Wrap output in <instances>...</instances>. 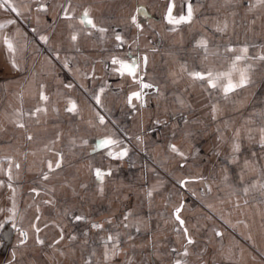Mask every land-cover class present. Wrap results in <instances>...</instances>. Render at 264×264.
Wrapping results in <instances>:
<instances>
[{"label": "crops", "instance_id": "obj_1", "mask_svg": "<svg viewBox=\"0 0 264 264\" xmlns=\"http://www.w3.org/2000/svg\"><path fill=\"white\" fill-rule=\"evenodd\" d=\"M189 2L191 22L170 24V5L178 17ZM10 4L20 15L0 4V264H264V2ZM236 56L249 83L227 96L191 75L228 71ZM114 59L137 65L136 79ZM142 83L153 86L145 104ZM109 138L119 145H101Z\"/></svg>", "mask_w": 264, "mask_h": 264}, {"label": "snow or ice", "instance_id": "obj_2", "mask_svg": "<svg viewBox=\"0 0 264 264\" xmlns=\"http://www.w3.org/2000/svg\"><path fill=\"white\" fill-rule=\"evenodd\" d=\"M260 2H264V0H260ZM0 4L3 5H9L10 10L12 12H15L17 15H20V13L18 12V10L16 9V7L11 6L10 4V0H0ZM174 7V5H170L169 9H168V22L170 24H176L179 25L181 23H190L192 18H193V9H192V5L189 2L187 4V14L186 15H179L178 17H174L172 15V8ZM89 14L88 12L84 13V16L81 20V23H86L91 25L92 27H95V25L93 24V22L91 21V19L88 18ZM15 21H10L9 23H14ZM133 22L135 23V20L133 19ZM4 27V25L0 24V29H2ZM101 31H103V29H101ZM42 39H47L46 37H42ZM73 39L75 40L76 37L73 36ZM121 38L119 36H117V40H120ZM5 43L7 44V47L10 50H13V44L12 41L5 36L4 37ZM202 45H205L206 42L202 41L201 42ZM242 52L246 53L247 49H242ZM241 59H243L242 56H236L235 61L232 64V67L230 70L225 71V72H213L211 70L205 72H193L191 73V75L195 78H198L200 80H204L206 81L210 87L212 88H220L222 89V91L224 92L225 96H227L229 93L234 92L236 89L238 88H242L244 86H246L249 83V78H248V70L247 69H238L236 66V62L240 61ZM261 59H264V57H261ZM113 63H118L120 64V71L121 74H123L124 72H127V74H129L130 76L133 77V79H136V68L137 65L135 64H128L124 61H118V60H113ZM234 72H238L239 73V78L238 80H234L233 79V73ZM142 88H151L152 85L151 84H147V83H143ZM101 92H103V89H101ZM135 97L137 99H141V94L140 92H133L131 94V96L129 97V104H131L132 98ZM44 99H47V97H44ZM96 102L99 104L100 103V98L99 96L95 97ZM75 108V104L73 103L72 108H69L68 111H73ZM101 123L104 122L103 117L100 118ZM21 127H23V125H21ZM262 132H264V129H262ZM29 139H31V137H29ZM119 141L116 140H112V139H105L101 141V145L109 147L111 149V146H118L119 145ZM171 150L174 152H178V149L173 145L171 146ZM236 150H239V145H236ZM180 155H183V153H179ZM109 156H112L114 158H122L123 156L127 155V149H123L119 152H114L112 150H109L108 152ZM59 163L57 164V167H59ZM49 167H51V164H49ZM95 174L97 176L98 179H103V176L105 175V173L101 170V169H96L95 170ZM110 174V173H108ZM180 209H177V220H180V217L178 215ZM180 223L183 224V221L180 220ZM94 227H102L101 225H94ZM185 231H187L185 229ZM22 235L26 236V233H21ZM109 239H112L111 237H109ZM40 243H43V241H40ZM189 243H192L191 239H189Z\"/></svg>", "mask_w": 264, "mask_h": 264}, {"label": "water", "instance_id": "obj_3", "mask_svg": "<svg viewBox=\"0 0 264 264\" xmlns=\"http://www.w3.org/2000/svg\"><path fill=\"white\" fill-rule=\"evenodd\" d=\"M143 84V83H142ZM153 87V86H152ZM152 87L151 88H142V91H143V93H145L146 91H148V90H151L152 89ZM145 97H146V93L142 96V99H143V103L145 104ZM180 211H181V208H180ZM178 215H179V213H178ZM177 217V212L175 213V218ZM176 220H177V218H176ZM180 220H182L181 218H180ZM180 220H177L179 223H180ZM183 221V220H182ZM180 225L181 226H183L184 225V222H183V224H181L180 223Z\"/></svg>", "mask_w": 264, "mask_h": 264}, {"label": "rangeland", "instance_id": "obj_4", "mask_svg": "<svg viewBox=\"0 0 264 264\" xmlns=\"http://www.w3.org/2000/svg\"><path fill=\"white\" fill-rule=\"evenodd\" d=\"M119 264H121V263H119ZM122 264H124V263H122Z\"/></svg>", "mask_w": 264, "mask_h": 264}]
</instances>
